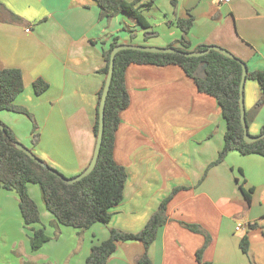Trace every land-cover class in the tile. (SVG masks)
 Here are the masks:
<instances>
[{"label": "crops", "instance_id": "1", "mask_svg": "<svg viewBox=\"0 0 264 264\" xmlns=\"http://www.w3.org/2000/svg\"><path fill=\"white\" fill-rule=\"evenodd\" d=\"M169 2L160 25L171 33L151 37V46L178 42L182 32L177 21L192 15L194 25L187 36L192 48L218 46L246 63L250 72L264 71V0ZM0 3L22 19L0 20V68L23 72L25 89L16 104L28 109L39 124L42 133L35 151L41 159L51 160L55 169L77 176L88 167L95 150L104 51L115 38L121 44L147 46L134 36L137 29L146 30L126 13L100 20L96 0ZM138 5L144 16L146 11H160L159 0H141ZM4 18L9 19L8 13ZM150 25L149 31L155 32V25ZM38 78L50 85L41 96L33 88ZM126 87L131 104L120 117L114 158L129 177L122 203L111 210V222L84 231L55 223L60 232L56 236V227H43L42 217L41 223L25 226L17 194L1 190L0 264H85L92 247L106 241L111 229L143 230L175 190L167 206L168 221L148 250L152 264H264V157L232 151L216 163L227 131L221 107L215 98L200 93L179 66L132 64L126 71ZM244 91L248 131L259 136L264 105L257 111L255 106L261 87L246 80ZM8 113L0 112V117L20 139L17 128L8 122L15 113ZM32 191L36 192L29 187ZM49 214L46 221L52 224L56 219ZM254 223L258 226L249 229ZM183 224L198 226L205 234ZM238 224L247 229L237 232ZM32 228H44L50 237L37 251L29 246ZM245 235L247 253L241 248ZM77 240L83 245L71 257ZM200 250L202 262L197 259ZM144 254L141 242L120 241L107 264H138Z\"/></svg>", "mask_w": 264, "mask_h": 264}, {"label": "trees", "instance_id": "2", "mask_svg": "<svg viewBox=\"0 0 264 264\" xmlns=\"http://www.w3.org/2000/svg\"><path fill=\"white\" fill-rule=\"evenodd\" d=\"M96 1L100 7V20L111 21L120 14L126 13L135 19L141 28L146 30L144 33L145 40L158 35L153 31H149L151 25L138 5L141 0H134L133 2L129 0ZM4 13H8L9 19L4 18ZM0 20L12 23L20 22L22 19L11 13L0 3ZM193 25L194 17L192 15H189L187 19L177 21V27L182 32V38L178 42L169 44L166 48H174L181 53L160 54L124 50L117 54L112 84L106 102L105 129L99 159L91 174L81 181L73 185L66 184L36 163L27 154L18 150L15 146L18 140L14 131L1 122L6 133L4 134L0 129V191H12L17 194L25 226L30 227L41 223L39 207L29 192L30 184L40 187L46 209L60 225L84 231L92 228L95 224H108L111 222L113 217L111 210L122 203L129 177L127 169L116 162L114 147L121 114L131 104V98L126 87V71L132 64L159 67L179 66L194 81L200 93L217 100L227 124V131L224 148L216 163L223 162L232 151H237L242 155L256 154L264 157V138L252 144L244 141L239 104L242 80L241 63L244 62L235 56V59H230L215 51L203 57H186L183 53L201 52L209 47L199 45L192 48L187 36ZM119 45L122 44L119 43L118 38H115L110 48L104 51L106 65L100 73L105 76V79L98 94L94 127L96 138L99 128V106L109 72L110 57L113 49ZM247 80H254L261 87L262 95L255 106L257 111L264 105V71L250 72L248 70ZM49 87V83L42 78L36 79L33 83L37 96L43 95ZM24 89L23 72L20 69L0 68V112L24 114L32 120L35 128L38 129L34 115L25 107L16 104L17 98L24 92ZM262 134H264V127L261 129L260 135ZM33 137L34 145H37L39 134L34 133ZM30 151L33 153L32 150ZM39 159L41 160V158ZM41 161L47 164L44 160ZM50 168L57 170L52 166ZM175 192L176 190L161 202L159 208L140 232L127 233L111 229L110 237L106 241L92 247L85 264H107L111 255L116 251L117 243L120 241L141 242L144 245L145 254L138 264H152L148 250L156 240L161 227L168 221L167 206ZM245 196L247 202H250V195L245 193ZM183 225L194 232L205 234L198 226ZM257 226V223L248 225L249 229ZM31 230L33 232L30 238L31 250L37 251L50 240V237L46 234L44 228H32ZM241 248L245 253L249 250V240L246 235L241 240ZM197 259L202 262V250L197 253Z\"/></svg>", "mask_w": 264, "mask_h": 264}, {"label": "water", "instance_id": "3", "mask_svg": "<svg viewBox=\"0 0 264 264\" xmlns=\"http://www.w3.org/2000/svg\"><path fill=\"white\" fill-rule=\"evenodd\" d=\"M124 50H135V51H141V52H146V53H160V54L181 53L180 51H178L174 48L148 47V46H140V45H127V44L119 45L113 49V51L111 53V57H110L109 72H108V75L106 78V84L104 87L102 99H101L100 106H99V128H98V134H97V138H96L95 150H94V154H93V157L91 159L90 164L82 173H80L79 175H77L75 177L67 178L63 174H61L59 171L51 169L49 165L42 162L37 156L34 155V153H32L23 144H21L19 142L15 143V146L18 150L27 154L36 163H38L39 165L44 167L47 171H49L50 173H52L53 175L58 177L61 181H63L66 184L73 185L76 182L81 181L82 179H84L85 177L90 175L91 172L94 170V168L97 165L99 155H100V151H101V147H102V143H103V136H104V129H105V108H106V102H107V98H108L109 91H110L111 84H112V79H113V74H114V66H115V58L119 52L124 51ZM213 51L218 52V53H220V54H222L225 57H228L230 59H235V57L232 53H230L228 50L221 48V47H218V46H209L207 50L201 51V52H189V53H183V54L186 57H203V56H205V55H207ZM241 65H242V80H241V84H240V98H239L240 112H241L240 120H241V124H242L243 130H244V141L248 144H252V143H255V142L263 139L264 134H262L260 136H256V137H253L249 134L247 118H246L245 91H244L245 90V83H246L247 75H248V67H247L246 63H241ZM0 129L3 131L4 134L6 133L1 122H0Z\"/></svg>", "mask_w": 264, "mask_h": 264}, {"label": "rangeland", "instance_id": "4", "mask_svg": "<svg viewBox=\"0 0 264 264\" xmlns=\"http://www.w3.org/2000/svg\"><path fill=\"white\" fill-rule=\"evenodd\" d=\"M159 5H160V11H157V12H150V11H146V14L145 16L147 17L148 21L151 23V24H154L155 27H154V31L155 33L157 34H160L161 37H166L167 35H169L171 32L169 29L163 27L162 25H160L162 22H163V16H164V13H167V11L169 10L170 6H171V3L169 2V0H159ZM174 9V6H172V8L170 9L171 11ZM159 12H162V13H159ZM156 25H159L158 27H156ZM179 29V28H178ZM136 35V37L141 40L140 42H146V45L148 47H155V46H151V39H147V41H145V34L144 32H141L139 29L136 30V33H134V36ZM134 37V39L136 38ZM136 38V39H137ZM135 39V40H136ZM162 48V47H161ZM8 113V112H7ZM9 114V113H8ZM32 114V113H31ZM11 117H13V120L11 121H8L10 122V124H12V126H15L20 134V139H17L19 143L23 144L25 147H27L28 149L32 150L33 153L38 156V153L35 151V148H36V145H34V133H38L39 134V137L41 135V131L39 130V124H38V129L35 128V124L32 122V120L27 117L26 115L24 114H18V113H15V114H10ZM13 115V116H12ZM33 115V114H32ZM36 119V118H35ZM0 122H2L3 124H6L2 121L1 117H0ZM7 125V124H6ZM7 126L10 127V125L8 124ZM11 128V127H10ZM35 129V130H34ZM13 130V129H12ZM34 132V133H33ZM41 132V133H39ZM15 133V132H14ZM40 158V157H38ZM41 160H44V159H41ZM45 161V160H44ZM50 163H49V162ZM48 161H45L48 165L52 166L51 165V160H48ZM53 167V166H52ZM54 168V167H53ZM58 170V169H57ZM59 171V170H58ZM61 172V171H59ZM62 173V172H61ZM65 177L67 178H72L71 176L69 175H66L64 173H62ZM75 177V176H74ZM29 187H33V189L36 191H32L31 192V197L32 199L36 202V204L38 205L39 207V210H40V213H41V217L43 219V222H42V226L51 230L50 228H54L56 227V236H58L60 234V232L58 231L57 229V226L55 223H52L51 224V221H46V218L49 214L48 210L46 209V206H45V202L43 200V196H42V192H41V189L38 185H34V184H31ZM45 216V217H44ZM60 225V224H58ZM54 226V227H52ZM104 226V225H103ZM61 227H65V226H62ZM105 228H107V226H105ZM83 245L82 244V240H77L76 243H75V249L73 251H75L74 253L72 252V254L70 255L71 257L73 256V254H77L78 251H79V248L80 246ZM30 246V245H29Z\"/></svg>", "mask_w": 264, "mask_h": 264}, {"label": "built area", "instance_id": "5", "mask_svg": "<svg viewBox=\"0 0 264 264\" xmlns=\"http://www.w3.org/2000/svg\"><path fill=\"white\" fill-rule=\"evenodd\" d=\"M230 0H222V2L223 3H228ZM245 229H247V226L246 225H244V224H238L237 226H236V231L237 232H242V231H244Z\"/></svg>", "mask_w": 264, "mask_h": 264}]
</instances>
